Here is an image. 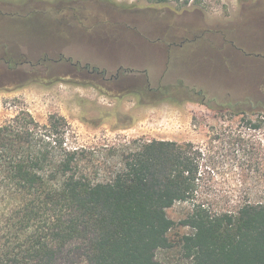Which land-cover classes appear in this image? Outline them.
<instances>
[{
  "label": "rangeland",
  "instance_id": "obj_1",
  "mask_svg": "<svg viewBox=\"0 0 264 264\" xmlns=\"http://www.w3.org/2000/svg\"><path fill=\"white\" fill-rule=\"evenodd\" d=\"M35 6L45 15L27 16ZM0 11L15 13L0 16V124L20 110L62 116L63 147L106 165L99 178L143 142L191 145L195 190L167 209L162 264H192L180 221L195 206L264 203V0H0ZM16 222L0 206V255L37 238Z\"/></svg>",
  "mask_w": 264,
  "mask_h": 264
},
{
  "label": "trees",
  "instance_id": "obj_2",
  "mask_svg": "<svg viewBox=\"0 0 264 264\" xmlns=\"http://www.w3.org/2000/svg\"><path fill=\"white\" fill-rule=\"evenodd\" d=\"M66 127L62 116L41 124L25 110L0 124V206L19 229L37 231L31 246L0 255V264H162L156 253L172 246L175 226L167 209L195 190L191 145L143 142L99 178L108 167L94 170L81 163L89 151L63 147ZM180 223L192 230L181 238L192 264H264L262 202L243 203L235 214L197 205Z\"/></svg>",
  "mask_w": 264,
  "mask_h": 264
},
{
  "label": "flooded vegetation",
  "instance_id": "obj_3",
  "mask_svg": "<svg viewBox=\"0 0 264 264\" xmlns=\"http://www.w3.org/2000/svg\"><path fill=\"white\" fill-rule=\"evenodd\" d=\"M50 8V7H49ZM53 8H55V6L53 7ZM59 10H60V8H59V6H58V8H56V11L57 12H59ZM15 13H10V12H1L0 11V16H4V15H11V16H13ZM27 16H31V15H37V14H39V15H45V12L44 11H42V10H40V9H38V8H36V6L35 7H32V9H31V11L29 10L28 12H27ZM26 16V17H27ZM44 52V51H43ZM58 52H61V50L60 51H58Z\"/></svg>",
  "mask_w": 264,
  "mask_h": 264
}]
</instances>
